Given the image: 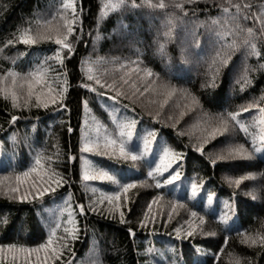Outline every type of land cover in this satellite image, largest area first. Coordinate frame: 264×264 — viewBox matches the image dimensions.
Returning a JSON list of instances; mask_svg holds the SVG:
<instances>
[{
	"label": "trees",
	"instance_id": "obj_1",
	"mask_svg": "<svg viewBox=\"0 0 264 264\" xmlns=\"http://www.w3.org/2000/svg\"><path fill=\"white\" fill-rule=\"evenodd\" d=\"M106 2L108 0H75L78 19L75 31L69 37L73 44L72 54L64 56L63 65L49 61L69 82L66 108L13 109L10 100L0 96V160L5 162L0 166V179L3 180L0 187L14 186L16 174L32 166L37 154L51 156L53 166L61 172L67 169V178L72 181L40 200L19 202L0 193V246L14 243L36 247L44 243L49 225L54 226L62 200L65 201L69 193L73 207L76 204L87 207L89 199L93 198V193L86 191L84 182L79 179V160L69 165L65 159L69 152L79 156L82 101L87 100L91 119L97 121L102 132L105 129L110 134L115 132L109 125V115L103 110V104L112 105L117 111L124 108L141 124L156 129L167 146L183 153L181 176L190 182L203 179L204 190L215 193L217 199L230 200L234 204V220L239 226L226 230L217 215L204 207L203 200H189L187 194H175L163 186L156 188L147 177V161L153 159L154 153L135 164L107 159L118 179H138L144 181L145 186L138 185L130 190V203L123 209L124 223L120 222L119 214L107 213L103 207L100 212L78 216V239L69 242L74 255L65 252L64 260L72 264H236L237 260L240 264H264V246L242 244L239 235L244 232L264 234V191H261L264 180L258 175L264 172V152L256 153L249 160L237 158L212 164L210 160L222 149L244 143L245 139L249 140L245 146L250 147L251 138L231 126L227 133L210 139L202 153H197L194 148L201 143L203 130L213 117L235 111L253 98L261 103L260 97L264 96V70H258L264 59L248 56L246 64L250 70L245 73L246 49L243 47L233 53L227 66L220 68L215 86L203 87L217 51H223L224 44L243 39V35L234 34L228 20L235 8L230 7L229 14H224L218 5L229 6V0H197L195 4H186L185 12L181 13L172 6V0H163L167 5L165 8L148 7L142 5L141 0H136L140 6L133 8L132 0H127L126 5L107 9L104 15L101 8ZM160 2L152 0L154 5ZM230 3H250L252 11L258 13L264 0H230ZM64 16L72 18L71 10L63 8V0H0V75L9 67L26 72L58 47L53 41L38 42L31 47L17 41L8 46L7 40L18 28H31L33 32L45 26L55 29L62 26ZM212 17L217 18L216 24L212 23ZM241 24L255 29L260 27L253 20H241ZM224 31L229 34L217 35ZM254 42L264 57V36H257ZM3 57H12L15 62ZM82 61L91 62L92 74L102 83H116L121 92L116 101L108 99L115 94L110 89H100L104 93L101 95L79 87L85 79ZM135 61L138 63H133ZM144 67L150 68L154 75L142 78L143 74L136 69ZM245 75L250 84H245ZM125 80L128 83H124ZM162 84L169 87L162 88ZM241 84H245L243 92L240 91ZM145 87L149 91L145 92ZM172 89L175 91L169 96ZM193 96L198 104L192 103ZM12 115L18 119L10 124ZM241 116L246 124L252 125L254 119L259 118V112L250 109ZM153 117H156L155 121ZM257 130L255 126L249 128L254 134ZM14 133L17 137L15 145L9 140ZM98 163L109 166L107 161ZM246 173L257 174V179L243 181L238 187L229 186V178ZM95 185V197L115 187L102 182ZM253 188L258 190L255 200L246 194ZM157 195L161 200L153 204L156 222L149 220L141 227L138 221L143 218L147 204ZM173 200L184 207L177 206L173 210L169 204ZM169 211L173 213L171 219ZM193 211L205 219L203 232L214 235H203L197 228L195 235L177 238L173 229L177 226L186 229L185 221L190 219L195 222L196 218L190 216ZM60 219L67 217L63 214ZM129 228L133 230L131 235ZM197 247L201 251L197 252ZM148 249L155 251L149 253ZM217 252L218 257L213 255ZM40 255L43 258V253ZM32 259L35 261L34 256Z\"/></svg>",
	"mask_w": 264,
	"mask_h": 264
},
{
	"label": "snow or ice",
	"instance_id": "obj_2",
	"mask_svg": "<svg viewBox=\"0 0 264 264\" xmlns=\"http://www.w3.org/2000/svg\"><path fill=\"white\" fill-rule=\"evenodd\" d=\"M127 0H108L101 8V13L106 15L107 9H116L122 5H126ZM197 0H172V6L178 9L181 13L185 12L186 4H195ZM142 5L148 7L165 8L167 5L161 0L158 4H153L152 0H141ZM136 0H132L131 7H139ZM220 7L222 13L229 14V8H235V13L228 16V20L233 25L235 35H243V39L239 42L232 41L231 43L224 44L223 51H217L216 56L209 65V77L203 87H214L217 77L219 76L220 68L229 64L233 53L240 50L241 47L246 49L245 52V73L250 69L246 64L248 56L262 57L261 51L258 50L257 44L254 42L257 36H264V5H261L260 11H252V5L250 3H230L229 6ZM63 8L65 11L71 10L72 18L67 16L62 17V26L58 25L55 29L48 28L47 26L41 29L37 28L35 32L31 28H18L17 33L12 38L7 40V45L11 46L17 41L24 46H33L42 41H53L58 47L50 56H46L44 59L35 66L30 68L26 72L14 71L12 67L3 70V75H0V96H3L5 100H10L11 107L13 109H30V108H43L49 109L66 108L65 100L70 87L68 80L62 76V74L53 67L49 61H54L56 64H64V56H70L73 50V44L69 40L75 31V23L78 19L76 14L75 0H63ZM195 15V10L192 12ZM212 23H217V18L212 17ZM241 20H253L254 24H258L259 29L254 27H243ZM228 31L223 33H217L218 36L228 35ZM75 39V37H74ZM163 47V46H161ZM67 50V52H63ZM20 55H24L21 53ZM4 59H10L14 61L12 57H3ZM133 63H138L135 61ZM90 61H82L83 71L85 79L79 84V87L86 89L89 92H96L103 95L100 89H110L114 91V95L108 97L112 101H116L121 95L120 89L116 83L108 84L102 83L101 79L92 74V67ZM258 70H264V63L259 64ZM66 71V70H65ZM137 72L142 73L143 77H152L154 73L150 68H137ZM245 84H250L251 81L247 79V75L244 77ZM128 83V81H123ZM245 84H241L240 91H244ZM162 88H168V85H161ZM145 92L149 91V88L145 87ZM175 89L168 92L170 96ZM143 95V93H140ZM261 103H257L256 98L248 101L245 105H240L235 111H228L226 114H221L213 117L208 126L203 130L204 135L201 139L199 146H194L197 153L203 152V147L209 142L210 139H216L218 136L227 133L230 130V126L239 131L245 133L246 137H250V147H246L249 144V140L245 139L244 143H238L235 146L228 147L213 159L210 160L212 164H216L217 161H228L232 159H252L256 153L264 152V96L260 97ZM166 102V101H165ZM84 107L87 109V100L82 101ZM161 103V107H163ZM192 103L198 104L199 101L196 97H192ZM250 109H256L259 112V118L254 119L253 124H246L242 120V113L248 112ZM183 115V113H181ZM18 117L15 115L10 116L9 123L17 121ZM156 117H153L155 121ZM255 126L258 131L254 134L249 131V128ZM137 128V121L135 118L128 120H122L116 124L115 132L108 133L105 129L103 132L100 130L99 125L95 129V134L90 135L81 128V135L79 140L78 152L79 156L76 157L69 152L65 159L69 165L73 164L75 160H79V179L84 182L85 190H90L93 193V198L89 199L87 207L83 204H76L74 207L71 203L72 195L68 194L67 199L64 201L65 207L60 209V215L56 217L54 226L49 225V231L47 239L44 243H40L36 247H26L23 245H17L14 243L0 246V261L3 264H21V257H23V264H72L71 261L64 260V254L67 252L69 255H74L69 245L70 241L78 239L79 225L78 216H85L91 212H100L103 207L104 211L110 214H119L120 222H125V213L123 209L130 203L131 196L130 190L135 189L138 185L145 186L144 181L134 178H117L113 170L110 167L98 166L88 158L89 156L106 157L113 161H131L133 164L136 162L145 160L149 153H153V142L157 139V133L155 130L146 131L143 136L139 137V143L130 144V141L134 139V133ZM68 132H72V128H68ZM16 134L14 133L9 137V140L15 145ZM57 160H59V153H57ZM184 161V155L181 152H177L171 147L164 145L162 149L156 151L153 154V159L148 160L149 170L147 177L150 178L156 188L162 186L167 187L174 185V182L179 181L181 178L182 170L181 166ZM259 178L264 180V172L258 174ZM124 179H128V182H123ZM257 174L246 173L236 176L235 178H229V186H240L243 181L251 180L255 181ZM93 182H106L115 186L114 190L102 192L99 197H95L97 189L90 187ZM67 178V169L64 172L58 171L56 166H53V159L51 156H42L37 154L34 164L27 168V170L19 172L15 176V185L7 184L0 187V193L8 197L11 200L19 202H26L30 200H40L46 194L54 193L56 190L66 184H70ZM0 184H3V180L0 179ZM204 185V180L199 181L192 180L191 187L188 193V199L192 200L197 197V194L201 192V188ZM152 186V185H147ZM23 189V191H22ZM258 190L253 188L247 195H251L255 200ZM261 191H264L262 186ZM213 193L209 191L207 193V201L209 203L213 200ZM161 200L159 195L152 198L147 204L146 210L143 212V218L138 221L141 227H145L147 222L151 220L153 223L155 220V213L153 212V204ZM170 207L174 210L177 206L184 207L182 203L176 200L169 202ZM107 205V207H105ZM225 207L229 212L233 211L234 204L225 202ZM78 210V212H77ZM130 211V209H129ZM67 213V219L61 220L60 216ZM172 211L168 212L169 219L172 217ZM190 216L196 218L193 220L185 221L187 228L183 226H177L173 231L177 234V238H187L196 234L197 228H200L203 235H214L212 232H203V225L205 219L203 216L198 215L193 211ZM229 219L227 212H221L219 220L221 223H227ZM6 223V218L4 221ZM167 223V221H165ZM129 234H133L131 228L128 229ZM242 237L241 243L246 244L249 247L260 244L264 246V234L253 235L251 233H239ZM155 249H148L147 252H154ZM199 252L201 249L196 248ZM174 252V249H173ZM43 253V258H41ZM213 255L219 256V252ZM35 257L33 261L32 257ZM236 264H240L237 260Z\"/></svg>",
	"mask_w": 264,
	"mask_h": 264
},
{
	"label": "rangeland",
	"instance_id": "obj_3",
	"mask_svg": "<svg viewBox=\"0 0 264 264\" xmlns=\"http://www.w3.org/2000/svg\"><path fill=\"white\" fill-rule=\"evenodd\" d=\"M102 107H103V110H105L106 113L109 115L108 116L109 125L113 126L114 129L116 128V124L119 123L120 121L128 120V119H131V118H135L134 116H132L129 113H127L124 110V108H122L123 110L122 109H118V111H117V110L114 109V107L112 105L103 104ZM136 121H137V128H136V131L134 133L133 141L129 142L130 144L139 143V137L143 136L146 131L155 130L156 133H157V139L153 142V153H155L156 151L162 149V147L164 145H166L165 139L162 136H159L158 131L156 129L151 128L149 126H146L144 124H141V122H139L137 119H136ZM82 126L84 127V130L86 132H88L90 135H94L95 134V129L98 126L97 121H95L94 118L91 119L89 111L85 107L83 109ZM262 153L263 152L257 153V154H262ZM149 154L151 155L152 153H149ZM88 158H90L93 161V163L98 165V166L107 167L106 164L103 165V164L98 163L99 161H102V160L103 161H107L108 165L110 163V161L107 160L106 157L89 156ZM3 164H5L4 160L2 161V163H1V160H0V166H2ZM108 167H112V166L109 165ZM191 182H190L189 179L183 178L181 176L179 181L174 182V185H170V186H167L165 188L170 190V191H172L175 194H181L182 193V194H187V196H188V193H189V190H190V187H191ZM98 183H101V182H93V183H91L90 187H96V185L93 186V184H98ZM103 183H106V182H103ZM208 192L209 191L204 190L203 187H202L201 188V192L198 193L197 197H195L194 199L197 200V201L198 200H201V201L203 200L204 207L209 212L215 213L217 215V220L219 222H220L219 216H220L221 212H227L228 216H229L228 222L227 223H221L220 222L224 226V228L226 230H229V229H232V228H237L239 226V224L234 220V211L229 212L228 209L225 207V202H228V203H231V204H232V202L230 200L226 199V198L217 199L216 196H215V193H213L214 194L213 195V200H212L211 203H209L207 201V193ZM62 204H63L62 207H65L63 200H62ZM64 214H65V217H67V213L65 212Z\"/></svg>",
	"mask_w": 264,
	"mask_h": 264
}]
</instances>
